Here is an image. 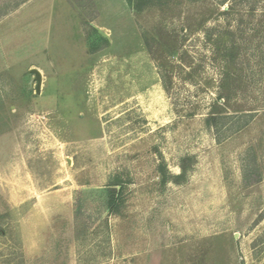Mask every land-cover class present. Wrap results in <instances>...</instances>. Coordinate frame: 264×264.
I'll return each instance as SVG.
<instances>
[{"label":"rangeland","instance_id":"rangeland-1","mask_svg":"<svg viewBox=\"0 0 264 264\" xmlns=\"http://www.w3.org/2000/svg\"><path fill=\"white\" fill-rule=\"evenodd\" d=\"M19 1L0 0V264H264V0L2 15ZM158 29L184 40L170 93Z\"/></svg>","mask_w":264,"mask_h":264},{"label":"trees","instance_id":"trees-1","mask_svg":"<svg viewBox=\"0 0 264 264\" xmlns=\"http://www.w3.org/2000/svg\"><path fill=\"white\" fill-rule=\"evenodd\" d=\"M28 0H20L12 9H8L2 15H7L10 11L16 9L21 4ZM146 50L148 51L151 59L157 64L159 69V74L164 89L167 93H170L173 88L175 74L173 70L175 66L172 64L171 58L176 57L179 61L183 62L185 60L184 40L179 37L178 33L170 31L155 30L151 36L144 35L142 37ZM183 74L184 80H193L196 73H193V69L189 70L187 73ZM225 99L226 97L223 93H220L216 102L213 104L211 112L208 115V123L211 127L215 128L217 133L219 132V127L221 121L226 119L228 116L223 114V108L218 105L220 99ZM193 114H189L192 116ZM114 203L111 201L110 206Z\"/></svg>","mask_w":264,"mask_h":264},{"label":"water","instance_id":"water-1","mask_svg":"<svg viewBox=\"0 0 264 264\" xmlns=\"http://www.w3.org/2000/svg\"><path fill=\"white\" fill-rule=\"evenodd\" d=\"M31 73L35 75V78H36V81H37V93H40L41 86H42V81H43L42 80L43 77H42L41 71L38 70V69H33L31 71Z\"/></svg>","mask_w":264,"mask_h":264}]
</instances>
